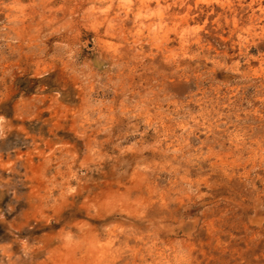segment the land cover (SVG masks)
Returning <instances> with one entry per match:
<instances>
[{
    "label": "clouds",
    "instance_id": "clouds-1",
    "mask_svg": "<svg viewBox=\"0 0 264 264\" xmlns=\"http://www.w3.org/2000/svg\"><path fill=\"white\" fill-rule=\"evenodd\" d=\"M0 264H264V0H0Z\"/></svg>",
    "mask_w": 264,
    "mask_h": 264
}]
</instances>
